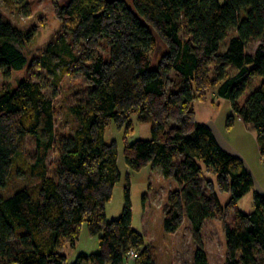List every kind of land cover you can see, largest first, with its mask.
I'll use <instances>...</instances> for the list:
<instances>
[{"label":"trees","instance_id":"obj_1","mask_svg":"<svg viewBox=\"0 0 264 264\" xmlns=\"http://www.w3.org/2000/svg\"><path fill=\"white\" fill-rule=\"evenodd\" d=\"M55 11L74 43L102 38L110 52L108 59L90 56L89 66L78 65L92 88L86 101L70 107L77 122L71 135L56 138L54 107L39 83L22 79L14 89H0V264H154L143 236L131 226L128 182L120 216L107 221L103 212L119 181L117 148L106 143L105 130L112 121L121 127L130 113L152 125L149 139L124 146V163L133 171L159 167L175 181L163 230L174 234L186 219L196 245L192 264H208L204 221L223 220L227 212L233 217L223 225L222 264H264V193L252 192L250 213L237 209L253 188L252 178L238 158L219 147L209 127L196 122L192 108L216 86L215 95L231 108L226 126L235 116L255 132L264 159V0H62ZM25 39L0 14L5 80L26 65L20 51ZM252 40L260 43L248 53ZM155 45L160 54L152 61L147 53ZM156 104L164 111L160 118ZM170 117L176 124L167 127ZM26 137L34 142L27 161L20 151ZM54 146L57 165L49 176L45 159ZM203 170L215 176L219 192L229 193L224 208ZM19 173L36 183L5 194ZM82 223L91 236L98 235L100 251L68 263L62 245L75 244Z\"/></svg>","mask_w":264,"mask_h":264},{"label":"rangeland","instance_id":"obj_2","mask_svg":"<svg viewBox=\"0 0 264 264\" xmlns=\"http://www.w3.org/2000/svg\"><path fill=\"white\" fill-rule=\"evenodd\" d=\"M62 0H0V14L21 30L27 39L20 51L26 65L19 71L12 72L4 79L0 72V89H14L17 82L28 79L40 84L43 94L54 107L55 134L71 135L77 126L70 113V107L86 101L92 86L88 84L77 69L78 65L89 66L90 56H101L108 59L110 45L102 38L92 44L87 42L74 43L71 33L63 28L55 11V5ZM130 4V0H127ZM181 37L184 36L180 33ZM260 40H252L247 52L253 53ZM54 54L51 55L50 52ZM160 48L155 45L147 53L150 60H155ZM46 63L55 65V68ZM172 79V75L169 76ZM170 88V85H168ZM216 86L207 88L201 100L192 102L195 120L204 124L212 131L219 145L229 155L238 158L246 172L251 176L253 188L238 202L237 209L243 213L252 211V192L264 193V159L259 153L257 135L247 131L241 121L233 116L231 124L226 126L227 118L232 115L229 103L215 95ZM157 117L164 115L160 104L155 105ZM175 117L166 120V126L176 124ZM151 123L138 122L135 113H130L127 122L117 127L110 122L105 130L106 143L114 142L117 148V168L119 181L111 190L110 200L104 205V216L107 221L117 219L124 205V187L129 184V202L131 206V226L143 236L148 255L154 264H192L196 245L185 218L174 234L163 230V215L168 206L169 193L177 189L174 180L162 176L159 167L146 164L139 171L129 169L124 163L123 148L135 140L149 139ZM24 159L30 160L34 155V142L26 137L21 147ZM57 149L54 146L47 154L45 163L49 176L53 175L57 165ZM202 177L211 182L221 207L229 200V193L216 189V178L211 172L203 170ZM200 178V186L205 194L209 188ZM36 181L23 173L12 178L6 185L5 194L10 195L19 188L34 185ZM232 212H227L223 220H205L201 230V240L207 255L208 264H222L225 257V239L223 225L231 224ZM98 235L88 233L86 223L78 228V239L73 246L64 243L61 248L67 262L74 261L78 254L99 253Z\"/></svg>","mask_w":264,"mask_h":264},{"label":"built area","instance_id":"obj_3","mask_svg":"<svg viewBox=\"0 0 264 264\" xmlns=\"http://www.w3.org/2000/svg\"><path fill=\"white\" fill-rule=\"evenodd\" d=\"M128 255H129V260H132L133 259V257H134V254H133V251H130L129 253H128Z\"/></svg>","mask_w":264,"mask_h":264},{"label":"crops","instance_id":"obj_4","mask_svg":"<svg viewBox=\"0 0 264 264\" xmlns=\"http://www.w3.org/2000/svg\"><path fill=\"white\" fill-rule=\"evenodd\" d=\"M195 115V114H194Z\"/></svg>","mask_w":264,"mask_h":264}]
</instances>
